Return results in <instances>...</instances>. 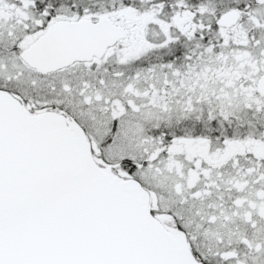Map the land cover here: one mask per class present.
<instances>
[{
    "label": "snow or ice",
    "instance_id": "snow-or-ice-1",
    "mask_svg": "<svg viewBox=\"0 0 264 264\" xmlns=\"http://www.w3.org/2000/svg\"><path fill=\"white\" fill-rule=\"evenodd\" d=\"M0 264H264V0H0Z\"/></svg>",
    "mask_w": 264,
    "mask_h": 264
}]
</instances>
